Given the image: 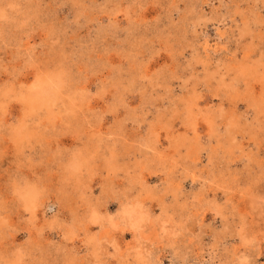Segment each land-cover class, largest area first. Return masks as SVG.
Masks as SVG:
<instances>
[{
	"label": "rangeland",
	"instance_id": "obj_1",
	"mask_svg": "<svg viewBox=\"0 0 264 264\" xmlns=\"http://www.w3.org/2000/svg\"><path fill=\"white\" fill-rule=\"evenodd\" d=\"M0 264H264V0H0Z\"/></svg>",
	"mask_w": 264,
	"mask_h": 264
}]
</instances>
